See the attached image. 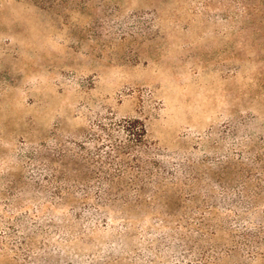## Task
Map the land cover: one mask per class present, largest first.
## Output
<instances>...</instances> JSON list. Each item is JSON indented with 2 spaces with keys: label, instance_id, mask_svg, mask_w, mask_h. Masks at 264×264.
Here are the masks:
<instances>
[{
  "label": "rangeland",
  "instance_id": "374dc122",
  "mask_svg": "<svg viewBox=\"0 0 264 264\" xmlns=\"http://www.w3.org/2000/svg\"><path fill=\"white\" fill-rule=\"evenodd\" d=\"M262 5L0 0V264H178L157 211L79 219L43 199L31 154L108 115L141 119L165 161L236 155L234 126H264Z\"/></svg>",
  "mask_w": 264,
  "mask_h": 264
},
{
  "label": "trees",
  "instance_id": "16d2710c",
  "mask_svg": "<svg viewBox=\"0 0 264 264\" xmlns=\"http://www.w3.org/2000/svg\"><path fill=\"white\" fill-rule=\"evenodd\" d=\"M226 137L236 155L197 168L190 159L158 158L141 119L106 115L78 140L36 148L30 180L44 200L70 203L79 219L120 214L127 227L132 212L157 211L163 234L155 251L168 261L264 264V126L241 123Z\"/></svg>",
  "mask_w": 264,
  "mask_h": 264
}]
</instances>
